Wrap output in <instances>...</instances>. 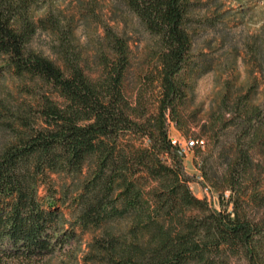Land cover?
<instances>
[{"label":"trees","instance_id":"16d2710c","mask_svg":"<svg viewBox=\"0 0 264 264\" xmlns=\"http://www.w3.org/2000/svg\"><path fill=\"white\" fill-rule=\"evenodd\" d=\"M114 1L152 36L144 85L158 89L153 109L144 99L147 88L134 102L125 94L130 51L124 33L102 23L92 77L71 17L48 9L36 20V0H0V77L10 71L34 98L9 105L0 97V264H72L76 229L98 232L83 264H229L231 257L264 264V192L255 173L264 171V159L254 163L252 156L256 147L264 154L261 35L246 43L259 78L245 88L226 81L195 135L212 139L235 129L223 172H209L206 157L199 165L200 177L220 198L216 208L193 194L169 139L171 125L188 131L185 106L196 78L207 71L192 53L195 1ZM38 29L53 35L57 61L29 48ZM51 173L70 176V184L58 191ZM40 184L46 185L43 196ZM67 202L70 219L59 211Z\"/></svg>","mask_w":264,"mask_h":264},{"label":"rangeland","instance_id":"374dc122","mask_svg":"<svg viewBox=\"0 0 264 264\" xmlns=\"http://www.w3.org/2000/svg\"><path fill=\"white\" fill-rule=\"evenodd\" d=\"M190 12L189 30L192 36L194 59L207 67V71L195 80L191 98L185 106L188 116L187 132L170 126V132L181 140L192 138L199 134L201 125L208 120L210 111L216 109L220 100L224 83L233 86L248 85L253 76L259 78L258 72H253L251 57L246 48V43L255 35H261L264 44V0H194ZM48 9L60 10L66 17H71L75 26L76 43L81 49L87 70L92 77L97 75L99 67L94 56L98 43L103 35L102 23L106 22L115 30L124 33L129 42V67L125 77V94L134 102L138 92L144 91L145 100L153 109V102L158 94V89L153 83L150 87L144 85L146 76L152 70V57L149 47L152 36L139 24L136 17L127 11L121 4L114 0H36L32 7L34 19L43 17ZM54 37L49 31L36 30L29 41V48L39 51L44 55L58 60L53 53ZM21 79L15 77L10 71L5 70L0 77V97L9 105L20 102H32L33 96L20 88ZM25 85H33L27 82ZM262 84L257 88L255 100L261 98ZM7 91L10 94H6ZM227 117V115L225 116ZM216 123L215 127H220ZM219 137L212 139L201 135L205 144L196 152L195 148L187 149L183 153L185 172L191 177L189 187L198 198H206L216 208H220L218 193L210 189L200 177L199 165L206 157L209 172L221 174L227 160L231 155L235 129L229 126ZM254 163L263 161V150L255 148L252 152ZM257 170V168H256ZM86 169H84V172ZM260 189L264 192V171L258 173ZM71 177L65 174H50V184L58 191L62 185H68ZM40 196L46 194V185L38 187ZM60 193H57L59 195ZM225 191L223 197L227 196ZM71 195V193L69 194ZM70 204H59V211L63 217L70 219L73 214ZM77 241L73 247L74 256L72 264H83V256L88 251V244L92 241L95 231L75 230ZM57 257L51 260L55 262ZM229 264H243L231 257Z\"/></svg>","mask_w":264,"mask_h":264},{"label":"built area","instance_id":"2783aa9c","mask_svg":"<svg viewBox=\"0 0 264 264\" xmlns=\"http://www.w3.org/2000/svg\"><path fill=\"white\" fill-rule=\"evenodd\" d=\"M169 139L170 143L176 147V149L180 150L181 152H185L187 149H191L196 145L203 147L205 144L204 138H188L181 140L176 135L169 132Z\"/></svg>","mask_w":264,"mask_h":264},{"label":"water","instance_id":"95a60500","mask_svg":"<svg viewBox=\"0 0 264 264\" xmlns=\"http://www.w3.org/2000/svg\"><path fill=\"white\" fill-rule=\"evenodd\" d=\"M176 152H177L181 157L184 156L183 153H182L180 150L176 149Z\"/></svg>","mask_w":264,"mask_h":264}]
</instances>
